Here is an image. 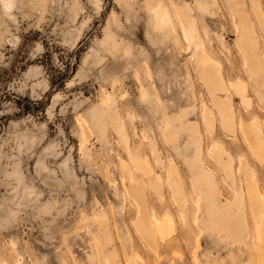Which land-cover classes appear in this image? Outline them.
Wrapping results in <instances>:
<instances>
[{"label":"rangeland","instance_id":"rangeland-1","mask_svg":"<svg viewBox=\"0 0 264 264\" xmlns=\"http://www.w3.org/2000/svg\"><path fill=\"white\" fill-rule=\"evenodd\" d=\"M10 2L0 0V264H264L250 195L264 212V95L235 25L246 13L264 59V0ZM181 19L205 49L187 45ZM205 72L227 90L210 91ZM226 100L231 130L215 105ZM136 198L173 221L157 243L137 227Z\"/></svg>","mask_w":264,"mask_h":264},{"label":"bare ground","instance_id":"bare-ground-1","mask_svg":"<svg viewBox=\"0 0 264 264\" xmlns=\"http://www.w3.org/2000/svg\"><path fill=\"white\" fill-rule=\"evenodd\" d=\"M5 7L6 8H9L11 6V2L10 0H5ZM188 6V5H187ZM257 7V6H256ZM256 9V8H255ZM257 10V9H256ZM257 12V11H256ZM263 12V11H262ZM260 13V12H258ZM257 14V13H256ZM157 17L160 16L161 18V22L163 23H170L172 28L173 27V22L172 20L170 19L169 17V12L167 11H163L161 13H156ZM159 15V16H158ZM260 16V15H259ZM263 16V14H262ZM258 18V17H257ZM260 20L263 19V18H259ZM263 20H261L262 22ZM181 26H182V33H183V38L184 40L186 41L187 45L189 47L193 46L194 48L196 49H203L204 46L202 43L200 42H197V36L198 35V29H197V25L195 23L194 20H185L183 21L181 19ZM259 22V20H258ZM263 24V23H262ZM261 24V25H262ZM235 25H236V31H237V36H238V39H237V46L238 48L242 51L247 63H248V67L249 69L251 70V72L253 73V75L255 76L254 78L257 79V86H258V94L260 95H264V89L262 88V84L261 83H264V68H263V65H264V59H263V55L261 56V52L258 48V44H257V41L255 39V35L253 34L252 30H251V26L249 24V20H248V17L246 15V13L244 12H241V11H238L237 13H235ZM264 27V26H263ZM194 36V37H193ZM192 38H195L196 40L193 41ZM255 43L257 44V47L255 45ZM255 45V46H254ZM205 49V48H204ZM195 51V50H194ZM209 64H211V62L209 61ZM207 65V63H206ZM208 67V66H207ZM215 67V66H214ZM204 68V67H203ZM211 68V67H210ZM213 68V67H212ZM206 69L204 68V71ZM249 71V70H248ZM212 73L210 72H205L204 73V78L207 80L206 82L209 83V89L210 91H214V92H222L224 93L226 90H225V84H224V81H221L220 83H214L212 85L211 81L213 80V75H211ZM207 84V83H206ZM208 86V85H207ZM244 85H242L240 82H236L235 84V90L237 91L238 93V96L241 97V101L245 104H248V100L247 98L245 97L244 95ZM235 91V92H236ZM109 99V98H108ZM240 101V102H241ZM216 103V101H215ZM216 108L218 109V113H219V116H221L220 118H222L221 122H222V125L224 124L225 127H227L228 129H232L234 127L235 124H233V121H234V110H233V107L231 105V103L226 100V101H218L216 104ZM205 115H210L211 113L208 112V111H204ZM211 117V116H210ZM211 121V120H210ZM212 123V121H211ZM210 123V124H211ZM171 125V124H170ZM213 125V123H212ZM190 127V126H189ZM256 127H258V125L256 124ZM118 129L120 131H124L125 128L123 127L122 124H120L118 126ZM254 129V127L252 128V130ZM193 130V129H192ZM256 137H258V132H255V131H251ZM177 134V133H176ZM254 136V137H255ZM261 142V140H260ZM258 145V144H257ZM256 148V147H255ZM261 148L264 149V145L261 146ZM259 150V148H258ZM257 149L255 150V152L257 153L258 151ZM143 162V161H142ZM144 163V162H143ZM144 165L146 167H149L150 164H147V163H144ZM124 167V166H123ZM125 168V167H124ZM150 168V167H149ZM241 168V167H240ZM127 169V168H126ZM151 169V168H150ZM227 169V168H226ZM153 172V171H152ZM230 175H229V174ZM227 175L232 177V174L231 172H228ZM234 174V172H232ZM152 175V174H151ZM150 175V176H151ZM167 175H168V178L170 180V185H171V188L174 189L175 193L178 192L179 194L183 195L182 191H181V184H180V181H179V176L177 174V172L169 167L167 169ZM250 178V177H249ZM203 179V178H202ZM155 180V179H154ZM162 180V179H161ZM136 181V180H135ZM134 182V176H132L130 173H125V176L123 178V183L125 184L126 188L128 189V191L130 190V188L132 187H129V185ZM139 182V181H137ZM156 182L155 185H157L159 183L160 185V177L157 176L156 178ZM250 183V182H249ZM156 186V187H160V186ZM132 186V185H131ZM258 187V186H257ZM161 188V187H160ZM251 188V187H250ZM249 188V189H250ZM154 190V189H153ZM157 190V189H155ZM257 190V189H256ZM253 188H251V200L253 201V205H252V211L254 209V213L255 216L259 217L260 218V221L263 223V215H264V212L261 211L259 212V209H263L262 208V205L259 206L261 203L259 202L260 200L258 199V196H257V193H255V191ZM134 191V190H133ZM141 192V190H139ZM138 191V192H139ZM158 191V190H157ZM135 193V192H134ZM133 193V194H134ZM137 193V191H136ZM160 193V190L158 191V194ZM132 194V193H131ZM180 195V196H181ZM260 195V194H259ZM143 198V196H142ZM260 198V197H259ZM137 199V198H136ZM138 200V199H137ZM257 200V201H256ZM135 201V200H134ZM241 202V200H240ZM135 203V202H134ZM201 203V202H199ZM198 203V204H199ZM138 204V207H139V217L136 221V224H137V227L138 229L141 231V233L143 234H147V236H149V239L152 241V243H155L156 241V237L158 235L161 236V238H163L164 236H166L167 234H170L171 231H173V221L170 219V218H163V219H158L157 218H153L151 219L150 216L146 213L145 211V203L143 201V199H140L138 200L137 202ZM241 204V203H240ZM137 206V205H136ZM214 207V205H211V207ZM241 206V205H240ZM212 207V208H213ZM239 207V206H238ZM237 207V208H238ZM209 209V208H208ZM207 209V210H208ZM225 210H228V208H226ZM237 210V209H236ZM210 211V210H209ZM214 211V210H213ZM238 211V210H237ZM210 212H208L209 214ZM212 213V212H211ZM220 213V212H219ZM222 213V212H221ZM241 213V212H240ZM207 214V216H208ZM221 215V214H219ZM223 215V214H222ZM225 215V214H224ZM169 216V215H167ZM154 217V216H153ZM227 217V216H226ZM236 217V216H235ZM238 219H239V222L235 228V232L233 233V236L237 238V236L240 235V233L243 231V228H244V225L246 224V221L244 222V219L243 217H240L238 215ZM228 220V219H227ZM246 220V219H245ZM262 223H260V226L262 225ZM247 225V224H246ZM228 227V225H227ZM262 227V226H261ZM221 228V227H220ZM225 228V225L224 227ZM137 229V228H135ZM224 230V229H223ZM218 231L220 232V230L218 229ZM138 232V231H137ZM225 232V231H224ZM227 232V230H226ZM264 233V232H263ZM228 235V234H227ZM262 235V234H260ZM157 243V241H156ZM255 247V250L259 253V257L260 259H262L263 257V252H262V249L260 247V245H257L255 244L254 245ZM155 247V246H154ZM260 260H257V263L259 264ZM256 262V260H255ZM260 264H263L260 262Z\"/></svg>","mask_w":264,"mask_h":264}]
</instances>
